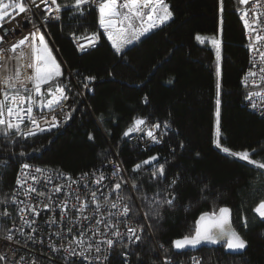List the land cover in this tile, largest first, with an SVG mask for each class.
<instances>
[{
    "label": "trees",
    "instance_id": "1",
    "mask_svg": "<svg viewBox=\"0 0 264 264\" xmlns=\"http://www.w3.org/2000/svg\"><path fill=\"white\" fill-rule=\"evenodd\" d=\"M165 2L173 13L172 18L125 46L121 55L115 53L105 32L98 29L94 7L86 6L88 10L78 20L70 19L64 11L61 21L46 25L49 46L61 63L62 73L51 86L59 82L70 85V75L75 82L70 91L73 98L70 110H75L72 119L51 132L11 142L0 136V160L9 161L6 170L0 169V193H10L14 188L23 162L74 178L103 167L116 155L130 185L138 178L137 182L143 185L141 192L151 196L163 190L166 182L150 180L152 165H145L138 173L132 168L159 154L160 162L168 158V179L177 172L182 177L175 189L178 197L174 207L165 208L162 219L148 221L152 228H145V238L132 246L130 264H161L164 254L160 245L169 249L173 264H188L191 252L171 249V241L191 235L199 215L217 212L220 207L231 210L232 225L247 241V248L242 255L227 254L223 246L201 248L195 252L200 264H264V222L253 212L264 199V174L227 157L213 143L217 131L219 50V140L233 151L256 149L253 158L264 160V118L244 106L245 94L250 90L242 84L248 51L238 9L245 5H239L237 0H224L221 14L219 0ZM96 34L99 36L96 47L84 53L71 40V37L85 39ZM212 41L220 44L217 47ZM87 76L95 77L90 90L83 87ZM49 86L44 85L42 91L46 93ZM137 117L144 118L148 127L166 121L170 125L167 135L159 133L161 142L142 151L140 145L123 137ZM89 133L94 136L91 141ZM173 148L174 158L170 155ZM21 151L28 155L20 156ZM202 184L209 186L204 194L200 192ZM126 194L132 196L127 190ZM132 194L131 217L133 221L143 222L139 210L143 214L147 204L135 198L138 194ZM10 219L4 218L0 223L7 224ZM122 251V244L114 248L111 264H119ZM136 253L140 255L139 261Z\"/></svg>",
    "mask_w": 264,
    "mask_h": 264
},
{
    "label": "snow or ice",
    "instance_id": "2",
    "mask_svg": "<svg viewBox=\"0 0 264 264\" xmlns=\"http://www.w3.org/2000/svg\"><path fill=\"white\" fill-rule=\"evenodd\" d=\"M239 5L252 4L250 9L241 12L240 19L244 23V27L249 36L255 33V37L250 41L248 48L250 53L259 52L260 67L258 71H252L251 68L245 75L242 83L245 87L249 83L253 87L259 88L264 84V51H259L256 47L257 43L264 40V23L261 17L264 11L260 9L264 7V0H237ZM92 4L97 5L99 13V25L107 35V39L111 42L112 48L117 55L124 53L125 46L138 41L146 33L152 29L159 27L170 20L173 16L169 5L165 0H65L60 3L58 0H0V29H3L4 35H0V136L8 142L17 138L27 140L31 137L43 132H51L54 128L60 127L62 123H67L72 119V112L64 111L63 102L68 99L67 93L71 88L63 82H59L55 87L51 86V82L56 81L61 75L60 65L57 64L52 55L48 44L45 42V36L41 34L40 25H48L50 21H61L62 13L67 11L70 19L83 17L88 10L86 6ZM224 0H219V12H224ZM41 5H44L41 8ZM150 8L151 11L145 13L143 9ZM126 10V11H125ZM239 11V9H238ZM22 17L31 24L32 28L25 30L17 22L11 28H4V22L8 18L11 24L16 16ZM251 14V16H250ZM147 16V24H144V17ZM34 17H39L37 22ZM139 20L141 27H137L134 21ZM11 34L13 41L10 44L5 41V36ZM18 34V38H17ZM197 39H200L197 37ZM218 47V42L213 41ZM219 50L217 52L216 64V139L213 141L215 147L224 153L227 157H231L236 161L244 162L246 165L253 166L255 169L261 170L260 174H264V160L253 158L256 149L233 151L221 144L220 136V106H221V67H220ZM251 67L255 68V61H250ZM258 79H252L256 78ZM95 77H85L86 83L83 84L85 89L90 90V83ZM44 85H50L46 93L42 91ZM264 98V91L248 92L245 96L246 100L251 101L253 97ZM147 103V98L144 100ZM251 107L257 109V104L252 103ZM48 109L50 113H54L57 108L63 112V119L58 122V117L52 114L50 119L43 115L42 111L37 114L34 109ZM264 114V107H261ZM144 118H135L131 125L123 132V137H129L133 133H143L148 141L153 144L161 142L158 132L163 128L165 131L161 135H167V129L170 125L165 121L163 124L157 122L151 125L145 131ZM88 139H94L93 134H88ZM181 144L180 148L183 149ZM175 148L171 150L170 155L175 154ZM20 156H26L28 153L21 151ZM199 157V153L196 154ZM159 154H154L144 159L142 162L133 166V172H140L145 165H152L151 181L166 182L163 190L153 192L151 196H147L141 192L142 184L137 182L138 178H134L131 183L133 193H136V199L147 204V210L144 211V221L139 219L132 222L131 213L133 212V197L126 194L124 186L128 184V180L120 176L123 171L117 166L112 177L117 182L111 185L104 184L108 177L100 172L83 173L82 176L87 179L90 175L95 179L91 183L97 185L96 188L89 187L88 183L82 185L85 190L82 196L79 191L80 182L73 179L69 175L59 173V179L67 181V184L55 183L54 178L49 174L50 169L41 167H33L30 163H20V168L15 180V188L10 193H0V220L12 217L14 210L16 216L19 217L20 227L17 229L21 236L32 241V243H43L37 241L32 233L41 231L37 224V217L43 211L59 210V221L55 216L49 217L45 223L49 229L53 225H65L68 227L66 231H51L50 235L56 240L61 241L59 246L56 240L48 243V248L52 253H65L61 257L63 264H111V250L118 242L124 241L122 248L124 251L120 253L123 257L119 264H130L129 257L133 254V245H138L145 237V228H152V224L148 221L151 219H162V213L165 208L175 206L178 193L175 189L180 185L182 177L179 172L171 179L167 176L168 158L165 157L160 162ZM153 162H156L153 164ZM9 161L0 160V169L6 170ZM77 185L76 195L72 196L73 185ZM39 185H43L41 188ZM158 187V185H157ZM108 189V193L103 190ZM209 190L207 184H202L200 192L202 194ZM163 191L164 195H161ZM98 192L103 199H100ZM116 193L113 200H109V194ZM59 194H63V199L57 203ZM90 195L91 205L94 206L91 214L85 215L89 209ZM21 197H23L21 199ZM56 197V198H54ZM36 201L33 203V201ZM45 200L47 202H45ZM128 201L125 203V201ZM75 201V203L73 202ZM14 206V209H10ZM253 212L259 221L264 222V199L260 200L253 208ZM27 213L31 214L29 218ZM75 213V215H73ZM231 210L228 207H220L218 213H203L195 222V229L191 235H185L171 241V249L182 251L188 248H197L202 244L217 245L222 244L225 250L238 252L243 251L247 247V241L231 226ZM88 223L87 227L83 222ZM15 222V221H14ZM133 223L135 226H133ZM78 227V235L73 233V227ZM103 225V228L100 226ZM124 225L126 230H121ZM30 231L25 234L24 228ZM244 227L247 228V221H244ZM5 235L0 239L7 240L9 243L19 244V240H14V236L9 234L11 229L5 228ZM90 233V234H89ZM111 234L112 238H108ZM264 234V233H262ZM67 240V244L63 241ZM103 246V247H102ZM4 247H7L5 245ZM163 250L164 259L161 264H173L168 256L169 249L160 245ZM79 249V250H77ZM155 251V249H153ZM18 255V249L8 248L0 254V262L7 261V264H20L24 260L23 256L19 260L13 259ZM137 261L140 260L139 253H136ZM75 257L76 259H73ZM194 259V258H193ZM52 257H49V261ZM26 264H39L38 260L27 261ZM194 264H200L194 259Z\"/></svg>",
    "mask_w": 264,
    "mask_h": 264
},
{
    "label": "built area",
    "instance_id": "3",
    "mask_svg": "<svg viewBox=\"0 0 264 264\" xmlns=\"http://www.w3.org/2000/svg\"><path fill=\"white\" fill-rule=\"evenodd\" d=\"M58 2H59V0H58ZM120 2L122 3L123 0H120ZM90 6L94 7L96 9V11H97L98 29L101 30V31H104L99 25V13H98V10H97V5L96 4H92ZM43 7H44V5H41V8H43ZM251 7H252L251 3L249 5H245L244 7H242V9L239 10V14H238L239 19H240L241 12L246 10V9H250ZM260 10L264 11V7H262ZM142 11H144L145 13L146 12L148 13V12L151 11V9L150 8H146V9H143ZM23 16H24V14H21L20 16H16L15 20H13L11 24L8 23V18H6V20L4 22V28H11L14 25H16L17 22H20V24H22V26H23V28L25 30L31 29L32 28L31 24H29L26 20H23L22 19ZM250 16H251V14H250ZM34 19H36L37 22L39 21V17H34ZM146 20H147V16H146ZM240 21L242 22L243 27H244L243 21L241 19H240ZM58 22L59 21H50L49 23H58ZM135 22H136V24L139 27H141V23H140L139 20H137ZM261 22L264 23V16L261 17ZM146 24H147V22L145 21V25ZM40 28H41V34H43L45 36V42L49 46V38H48V35H47V32H46V25H40ZM0 35H4L3 29H0ZM244 35H245V40H246V48H247V51H248V67L246 69V73H245V75H246L250 68H251L252 71H258V68L260 67V62H259L260 61V57H259V52L258 51H254V52L250 53L249 48H248V45H249L250 41L253 40L254 37H255V33H253L252 36H249V34L246 32L245 27H244ZM98 37H99L98 34H96V35L90 36V37L85 38V39H81L79 37H71V40L73 41V43L77 47L78 51L80 53H84V52L92 50V49H94L96 47L97 42H98ZM17 38H18V34H17ZM5 41L7 43H9V44L11 42H14L13 38H12V35L11 34L6 35L5 36ZM217 42H218V45H219L220 42L219 41H217ZM212 44L216 46V44H214L213 41H212ZM256 47L259 49V51H264V40L259 41L257 43ZM250 61H255V63H256V67L255 68L251 67ZM245 75H244V77H245ZM244 77L242 78V81H243ZM252 79H258V77L252 78ZM68 87L71 88L70 85H68ZM247 88L250 89L248 92H250V91L251 92L264 91V84H261L259 88H256V87H253L251 85V83H249V86ZM71 90H72V88H71ZM67 95H68V99L63 102L64 111H70L71 105L73 103V100L69 96V92L67 93ZM252 103H256L257 104V106H258L257 109L254 110L251 107ZM244 105L248 109H251L252 112L256 113L259 117H263L264 118V114H262V112L260 110L261 107H264V98L255 97L254 96L251 101L245 99L244 100ZM41 111H42L43 115L47 116L49 119H50L52 114H55L58 117V122L63 119V112L59 108H57L54 113H50L48 111V109H46V108L43 109V110L34 109V112L37 113V114H39ZM143 127H144V129L146 128L145 126H143ZM147 128H149V127H147ZM161 131H162V129H161ZM160 132H158L157 135ZM39 134H42V133H39ZM124 138L129 140V141H132V142H134L136 144H138L139 140H145L146 144L148 146L147 148H150L153 145H156V144H153L150 141H148V139L143 135V133H140V134L133 133L129 137H124ZM117 166H119L123 170L120 173V176L124 177V169H123V167H122V165H121V163H120V161H119V159H118V157L116 155H115L114 158H112L110 161H108L103 167H101V168H99L97 170L88 172V173L89 174L96 173L97 175H99L100 172H103L108 177V179H106L104 181V184L111 185V184H114L115 182H117L116 179L112 177V173L115 172ZM49 174L54 178L55 183H58V184H67L68 183L67 181L59 179V176H58L59 173L50 172ZM82 174L80 176H78V177H74L73 179H76V180H78L80 182L81 186L79 187V191H80V194L83 196L85 190L83 189L82 185L84 183H88L89 187H91V188H96L98 186L93 184V183H91V181L95 179L94 176L90 175L87 179H85L82 176ZM39 187L43 188L44 186L43 185H39ZM72 187H73L72 196L74 197L76 195V189H77L78 186L74 184ZM14 188H15V186H14ZM126 188L131 191L130 185L126 186ZM103 191L105 193H108V189L107 188L104 189ZM131 193H132V191H131ZM98 196H100L99 192H98ZM115 197H116V195L114 193L109 194V200L110 201L115 199ZM22 198L23 197H21V199ZM54 198H56V197H54ZM63 198H64L63 194H59V198H57V203H59L60 200L63 199ZM100 199L102 200L103 197L100 196ZM88 200H89V209L85 212V215L91 214L92 210L94 209V206L91 205L90 195L88 197ZM35 202L36 201L34 200L33 203H35ZM45 202H47V201L45 200ZM73 202L75 203V201H73ZM13 209H14V206H13ZM26 215H28L29 218H31V214L30 213H27ZM73 215H75V213H73ZM52 216H55L57 221H59V210L57 209L56 211L52 212V211H43L41 209V215L36 218L37 219V224L39 225V228L41 229V231H38L36 233H32V235L34 237H36L37 241H43V243H40V242L32 243V241L26 239L25 236H21L19 234V232L17 231V229L20 227V220H19V217L16 216L15 211L13 210V215H12V217H10L11 218L10 221H8L7 224L0 223V237H3L5 235L4 229L8 228V229L12 230V232L9 233V234L13 235L14 236V240H19L20 243L19 244L9 243L7 240L0 239V254H2L4 251H7L8 248H13V249H18V255L13 257V259L19 260L20 256L24 257V260H21L20 264H26L27 261H31V260H38L39 264H63V261H62L61 257L63 255H66V254L63 253V252H61L59 254L52 253L47 245H48V243L51 240H56V238L54 236L50 235L51 231H55V230H59L61 232L66 231L68 225L67 224H65V225L57 224V225H53L52 229H49L47 224L45 223V221H47L48 218L52 217ZM81 223H83L84 226L87 227L88 223H92L94 225V220L92 222H83L82 221ZM133 226H135L134 223H133ZM78 227H79V225H77L76 227H73V233L76 234V235L79 234L78 230H77ZM100 227L103 228V225H101ZM120 227H121V230H126L124 228V225H121ZM29 231L30 230L28 228H26V227L24 228L25 234H27ZM108 238H112L111 234H109ZM60 243H61V241L56 240L57 246H59ZM63 243L67 244V240L63 241ZM123 243H124V241L118 242L116 246H118L119 244H123ZM5 245H7V247H4ZM116 246H114L113 249L111 250V258H112L113 252H114V248ZM77 250H79V249H77ZM50 256L52 257L51 261H49V257ZM193 258L200 262V259L198 258L197 254L196 253H191L189 255V258H188V264H194V259ZM73 259H76V258L73 257ZM162 261L163 260H161V262ZM0 264H7V261L0 262ZM84 264H86V262H84Z\"/></svg>",
    "mask_w": 264,
    "mask_h": 264
},
{
    "label": "rangeland",
    "instance_id": "4",
    "mask_svg": "<svg viewBox=\"0 0 264 264\" xmlns=\"http://www.w3.org/2000/svg\"><path fill=\"white\" fill-rule=\"evenodd\" d=\"M238 14H239V11H238ZM147 22V20H146V16L144 17V22ZM134 23L136 24V22L134 21ZM242 23V22H241ZM243 25V24H242ZM136 26L138 27V25L136 24ZM153 30V29H152ZM151 30V31H152ZM101 31V30H100ZM150 31V32H151ZM150 32H148V33H150ZM148 33H146V34H148ZM75 45V44H74ZM217 46V45H216ZM49 47V49L51 50V48H50V46H48ZM51 52H52V55H53V57L55 58V60H56V62H57V64H59L60 65V69H61V63L59 62V60L57 59V57H56V55L53 53V51L51 50ZM69 78H70V80H71V83H70V86H71V88L73 87V86H75V82H74V80H73V78L69 75ZM245 87V86H244ZM249 89V88H248ZM247 94V93H246ZM246 94H245V96H246ZM69 96H70V98L73 100V98L71 97V95H70V92H69ZM244 100H245V97H244ZM146 128H145V131H147V125H144ZM163 131H165L163 128H162V131L161 132H163ZM160 132V133H161ZM45 133V132H44ZM158 136H159V134H158ZM146 137V136H145ZM147 138V137H146ZM138 144L140 145V147L142 148V151H145L146 150V148L148 147L147 146V144H146V141L145 140H139L138 141ZM154 146V145H153ZM156 162H153V164H155ZM124 169V168H123ZM124 178H126L127 180H128V184L127 185H125L124 186V189H125V191L127 190V191H129V193L133 196V194L131 193V191L130 190H128L127 188H126V186H128V185H130V182H129V178H128V175H127V173L125 172V170H124ZM130 187H131V185H130ZM115 195H117L116 193H114ZM125 203H127L126 201H125ZM139 212H140V216H141V218H142V220L144 221V216H143V214H142V212L139 210ZM132 221H133V219H132ZM134 222V221H133ZM146 229L148 230V228L146 227ZM149 232V231H148Z\"/></svg>",
    "mask_w": 264,
    "mask_h": 264
},
{
    "label": "water",
    "instance_id": "5",
    "mask_svg": "<svg viewBox=\"0 0 264 264\" xmlns=\"http://www.w3.org/2000/svg\"><path fill=\"white\" fill-rule=\"evenodd\" d=\"M218 211H217V213H218ZM199 217H200V215H199ZM230 220H231V226L233 227V225H232V214H231ZM233 229H234V227H233ZM218 246H223V245L222 244H217V245L202 244V245H200V246H198L197 248H194V249L193 248H188V249H185V250H182V251H177V252H191V253H195V252H197L201 248H216ZM223 250H224L225 253L230 254V255H242V254H244V252H245L246 249L243 250V251L232 252V251L225 250L224 247H223Z\"/></svg>",
    "mask_w": 264,
    "mask_h": 264
},
{
    "label": "bare ground",
    "instance_id": "6",
    "mask_svg": "<svg viewBox=\"0 0 264 264\" xmlns=\"http://www.w3.org/2000/svg\"><path fill=\"white\" fill-rule=\"evenodd\" d=\"M245 106V105H244ZM245 108L247 109V110H250V112H252V110L251 109H248L246 106H245ZM252 113H254V112H252ZM255 115H257L256 113H254Z\"/></svg>",
    "mask_w": 264,
    "mask_h": 264
}]
</instances>
